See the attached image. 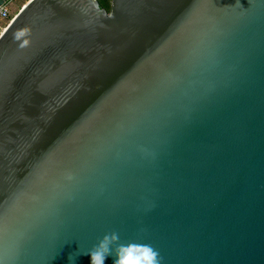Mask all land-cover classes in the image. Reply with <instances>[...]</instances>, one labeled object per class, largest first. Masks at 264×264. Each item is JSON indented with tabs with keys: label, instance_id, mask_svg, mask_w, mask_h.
I'll list each match as a JSON object with an SVG mask.
<instances>
[{
	"label": "water",
	"instance_id": "water-1",
	"mask_svg": "<svg viewBox=\"0 0 264 264\" xmlns=\"http://www.w3.org/2000/svg\"><path fill=\"white\" fill-rule=\"evenodd\" d=\"M113 231L264 264V0H27L0 33V264Z\"/></svg>",
	"mask_w": 264,
	"mask_h": 264
},
{
	"label": "clouds",
	"instance_id": "clouds-1",
	"mask_svg": "<svg viewBox=\"0 0 264 264\" xmlns=\"http://www.w3.org/2000/svg\"><path fill=\"white\" fill-rule=\"evenodd\" d=\"M86 256L88 264H162L163 258L151 244L128 242L121 243L118 232L107 233L87 252H78L76 256ZM76 257H70L75 260Z\"/></svg>",
	"mask_w": 264,
	"mask_h": 264
},
{
	"label": "built area",
	"instance_id": "built-area-1",
	"mask_svg": "<svg viewBox=\"0 0 264 264\" xmlns=\"http://www.w3.org/2000/svg\"><path fill=\"white\" fill-rule=\"evenodd\" d=\"M13 15L10 14L6 4L0 6V33L7 26Z\"/></svg>",
	"mask_w": 264,
	"mask_h": 264
},
{
	"label": "rangeland",
	"instance_id": "rangeland-1",
	"mask_svg": "<svg viewBox=\"0 0 264 264\" xmlns=\"http://www.w3.org/2000/svg\"><path fill=\"white\" fill-rule=\"evenodd\" d=\"M26 1L27 0H11L10 2L6 3V6L9 9L10 14L15 15Z\"/></svg>",
	"mask_w": 264,
	"mask_h": 264
},
{
	"label": "trees",
	"instance_id": "trees-1",
	"mask_svg": "<svg viewBox=\"0 0 264 264\" xmlns=\"http://www.w3.org/2000/svg\"><path fill=\"white\" fill-rule=\"evenodd\" d=\"M97 2L99 3V6L103 9H105L106 11H108L109 9V1L108 0H97Z\"/></svg>",
	"mask_w": 264,
	"mask_h": 264
}]
</instances>
